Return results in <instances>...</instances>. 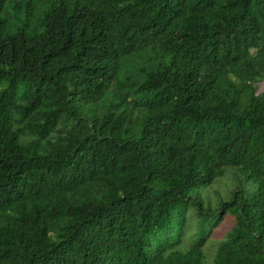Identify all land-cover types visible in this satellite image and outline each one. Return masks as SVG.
Returning a JSON list of instances; mask_svg holds the SVG:
<instances>
[{
  "label": "trees",
  "instance_id": "16d2710c",
  "mask_svg": "<svg viewBox=\"0 0 264 264\" xmlns=\"http://www.w3.org/2000/svg\"><path fill=\"white\" fill-rule=\"evenodd\" d=\"M260 82L264 0H0V264H264Z\"/></svg>",
  "mask_w": 264,
  "mask_h": 264
},
{
  "label": "rangeland",
  "instance_id": "374dc122",
  "mask_svg": "<svg viewBox=\"0 0 264 264\" xmlns=\"http://www.w3.org/2000/svg\"><path fill=\"white\" fill-rule=\"evenodd\" d=\"M264 82H260L258 84V91L262 89ZM226 182V180L224 178H221L219 183L214 182L213 183V187L210 188V186L208 187H204L201 189V194L204 200H207L211 197L212 200L216 199V196H214L213 191L217 190V192H223V189L225 188L224 183ZM190 219H192V215L190 217ZM230 226V220L227 219L226 221H222L220 222V224L218 225V227H216L213 231L211 236L207 239L206 243H205V253L206 256L208 258V260L211 258V253H212V249L214 247V243L215 241H219L220 239H222L225 235L226 230L229 228ZM190 229H193V227H190ZM187 230H189V227L187 228ZM187 232V231H185ZM188 233V232H187Z\"/></svg>",
  "mask_w": 264,
  "mask_h": 264
}]
</instances>
